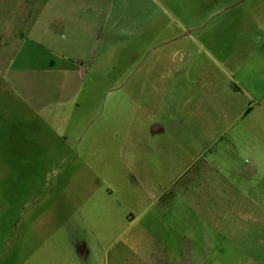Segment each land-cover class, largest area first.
Instances as JSON below:
<instances>
[{
    "label": "rangeland",
    "instance_id": "374dc122",
    "mask_svg": "<svg viewBox=\"0 0 264 264\" xmlns=\"http://www.w3.org/2000/svg\"><path fill=\"white\" fill-rule=\"evenodd\" d=\"M241 1L86 0L78 41L0 69V264H264V208H210L204 180L190 208L232 122L210 120L201 148L179 138L192 98L206 114L225 79L264 88V0Z\"/></svg>",
    "mask_w": 264,
    "mask_h": 264
},
{
    "label": "crops",
    "instance_id": "0c3cea01",
    "mask_svg": "<svg viewBox=\"0 0 264 264\" xmlns=\"http://www.w3.org/2000/svg\"><path fill=\"white\" fill-rule=\"evenodd\" d=\"M200 1H202L200 5L205 2L207 5L216 6L217 12H224L242 2L224 0V3L220 4L218 0ZM223 4L226 7L220 9L219 6ZM89 10L86 0H0V69L21 63L20 59L25 58L26 54H32L34 47L30 44L43 46L49 50H54L60 45H72L78 41V37L85 35L87 29H90L86 19ZM229 65L227 64L228 67ZM233 69L237 73L240 69L247 70L245 66ZM11 80L13 78L7 76L0 78L4 83H10ZM222 87L224 91L217 96L213 93L205 94L207 95L205 101L209 102L207 106L210 108L206 114L201 110L197 111L199 105L197 102L203 101L201 98L203 95L192 98L195 100V109H191L188 114L186 111L183 112L184 116L188 115L187 118H194V125L189 129L181 127L179 138L183 142L189 138L194 148L198 146L201 148V144L205 142L202 136L204 126L211 128V121L215 120L213 118L223 119L224 122L230 120L233 129L229 131L230 139L218 143L223 144V149H227V152L210 159L208 167L192 173L193 180L199 183L194 190V204L191 203L190 208L202 206L201 199L204 201L205 196L202 191V180L206 181V185L213 190L212 196L217 195L215 201L210 199V208H264V168L262 167L264 159L260 153V156H257L254 152L263 138L261 134L263 135L264 131V88H252L249 78L237 79L235 76L225 79ZM184 105L186 104L183 103ZM2 115L5 117L7 114L4 112ZM240 122L241 126L234 129L232 124L239 125ZM245 148L251 151L248 156L241 158L238 150L242 151ZM224 191L227 192V197ZM182 192L179 196L180 204H184L186 199L190 198L187 189ZM198 196H200L199 200ZM197 212V216L202 220L203 213L199 210ZM134 221L137 220L129 221L131 228ZM154 228V223L147 225V240L150 244L160 242L166 246L167 238H155ZM118 238H120L119 233H113V239ZM196 240L203 239L198 236ZM99 242L101 244V241Z\"/></svg>",
    "mask_w": 264,
    "mask_h": 264
}]
</instances>
